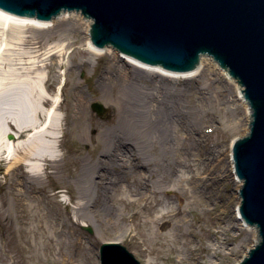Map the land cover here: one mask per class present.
I'll return each mask as SVG.
<instances>
[{"label":"rangeland","instance_id":"1","mask_svg":"<svg viewBox=\"0 0 264 264\" xmlns=\"http://www.w3.org/2000/svg\"><path fill=\"white\" fill-rule=\"evenodd\" d=\"M67 25L60 24L45 31L31 30L26 33L33 34L36 38L43 36L39 54L45 53L52 46L56 47V44H65L64 56L57 58L60 66L55 65L56 68L50 64L47 67L39 66L37 67L39 70L31 75L35 78L45 75L48 84H51L49 93L59 94V102L55 108L49 104L46 109L61 118L63 130L58 154L62 158L56 172L51 169L41 174L39 183L33 186L36 189L35 193L28 191L20 197L24 205L18 203L15 195L8 192L7 185L3 186L12 177L7 176L6 169L0 170V264H100L99 250L104 242L121 243L141 264L238 263L255 242H243L247 231L240 229L234 219L239 196L235 190L232 172L230 174L229 170L227 171L229 163L227 150L234 138L247 133L249 120L246 125L242 105L235 96V89L231 94L230 84L215 67H210L211 69L203 67L204 70L197 77L186 81V84L169 82L172 86L176 85V90L183 88L184 94L189 93L181 103V106H185L180 108L183 110L180 111L181 115L187 113L188 109L194 111L195 96L199 87L204 90L203 93L206 92L205 96L207 93L210 96L204 99L203 94L204 107L201 112L200 109L195 110L191 117L187 116V123L194 117L196 121L205 117L196 125L198 130L204 133L200 146L192 147L189 141L184 144L186 151L191 150L197 157L199 153L202 155L205 146L216 145L215 150L219 151L216 153L217 179L212 178V181L208 179L206 182L210 184L207 192L213 194V203L209 206L204 205L203 201L196 197L200 194H191L188 191L189 200L184 201L190 212L186 215L187 222L179 229L174 227V232L170 231L172 226L161 230L159 224L152 221L160 215L161 206L155 209L154 206L156 203L160 205L161 201L172 202L168 207L170 209L176 205L174 188L180 195L183 192H180L178 186L174 187L177 178L173 171L183 170L184 174L189 171L187 168L176 166L174 160L177 158L174 151L164 152L162 147H158L157 151L152 152L149 147L146 153L148 157L155 154L158 158L163 157L161 177L154 178L152 175L155 166L145 167L139 164V173L122 174L119 179V184L123 187L129 186L133 189L135 183L139 181L152 185L157 192L159 191L156 195L150 196L149 206L143 208L141 205L138 206V202L129 203L126 201L127 196L121 201L118 195L114 203L118 217L112 224L100 217L98 221L92 218L84 221L77 215L78 209L83 205L77 178L85 160H89L92 166L94 160L101 155L103 139L100 134L110 127V121H115L118 116L119 105L115 97L120 87L119 84L116 85L104 96L100 77L107 69L112 70L110 57L101 55L80 66L81 60L91 57L84 48L86 33L81 31L60 35L59 27ZM8 33L16 37V32L0 27V41L3 35ZM70 57H73V60L70 61ZM42 58L41 55L35 56L34 59L39 61ZM212 69H215L214 72ZM29 84L30 81H25V90H29ZM120 84L122 85L121 82ZM42 88L45 90V85ZM189 88H192L190 92ZM80 90L87 96V115L83 120L87 130L85 133L79 129L80 121L73 119L71 115L75 108V94ZM94 104H99L104 113L98 114L92 107ZM235 118L242 123L241 130L237 132L231 127V122ZM9 137L10 134L7 138ZM203 156L206 155L200 157ZM105 165L107 167L108 163ZM110 168L113 169L112 166ZM195 172L207 171L205 167L198 169L195 167ZM112 173L116 175V172ZM144 173L146 179H142ZM160 182L163 185L160 186ZM164 185L165 190L162 189ZM21 207L24 208L23 213ZM68 212L71 213V222L67 219ZM135 214L138 216L135 217ZM223 219L229 220L228 224L217 230L215 225ZM123 231L128 235H124ZM209 244L215 246L211 248Z\"/></svg>","mask_w":264,"mask_h":264},{"label":"bare ground","instance_id":"2","mask_svg":"<svg viewBox=\"0 0 264 264\" xmlns=\"http://www.w3.org/2000/svg\"><path fill=\"white\" fill-rule=\"evenodd\" d=\"M47 23L49 22L41 21L30 15L19 16L0 8V27L16 32V37L8 33L4 34L0 41V170L6 169L7 176L12 177L3 186H8V192L15 195V200L22 203L20 197L24 193L28 191L35 193L36 189L33 186L39 183L41 174L47 173L51 169L56 172L62 158L58 154L63 130L61 118L46 109L49 104L55 108L59 102V94L51 95L49 93L51 84H48L45 75L36 76V78L31 75L39 70L37 68L39 66L47 67L49 64L53 68L55 65L60 66L61 63L57 62V58L64 56L65 44H56V47L52 46L45 53L39 54L42 49L43 36L36 38L33 34L26 33L31 30L45 31L55 25L68 24L59 27L60 35L81 31L86 33L84 48L91 57L81 60L80 64L82 65L80 66L101 55H107L111 59L112 70L107 69L100 77L104 96L116 85L119 84L120 87L115 97L119 105L118 116L115 121H110L111 126L100 134L103 139L101 155L94 160L92 166L89 160H85L77 178L79 195L83 200V205L78 209L77 215L84 221L91 218L98 221V217H100L105 222L112 224L118 217V210L114 204L118 195L121 201L124 196H127L126 201L129 203L138 202V206L141 205L143 208L149 206L150 196L159 193L152 185L142 184L138 181L131 189L129 186L123 187L119 184L122 174L139 173V164L145 167L155 166L152 175L154 178L161 177L163 157L158 158L156 154L148 157L146 153L149 147L152 152L157 151L158 147H162L164 152L165 150L170 153L174 151L177 158L174 160L176 166L182 169L187 168L189 171L187 174H184L183 170L173 171L177 178V184L174 187L178 186L180 192H183L180 195L174 188L176 205L170 209L168 207L172 202L161 201L160 205L156 203L154 206V209L161 206L160 215L152 220L159 224L161 230L172 226L170 231L174 232L175 228L179 229L187 222L186 215L190 212L184 205V201L189 200L188 191L191 194H200L195 196L204 202L202 204L211 205L213 194L207 192L210 184L206 182L208 179H211L210 181L212 178L217 179L216 153L219 151L215 150L216 145L205 146L202 155L206 156L200 157L202 155L199 153L197 157L191 150L186 151L185 148L186 141L191 142L192 147L200 146L204 137V133H201L202 130H198L196 125L202 122L205 117L200 118V121H196L195 117L190 123L186 121L188 120L187 116L191 117L195 110L200 109V112L203 110L202 99L206 92L203 93L204 90L199 87L195 96L194 111L188 109L187 113L181 115L180 108L185 107L181 106V103L189 93L184 94L183 88L176 90V85L172 86L169 82L186 84V81L197 77L204 70L203 67H215L219 71L217 65L209 58H203L201 65L193 71L172 72L161 66L147 65L134 58L121 55L111 49L112 47L107 46L102 49L93 46L89 34L90 21L80 15L66 14L55 21L51 20L49 24ZM41 55L43 56L41 60L34 59L35 56ZM71 60L73 57H70ZM214 70L212 69V72ZM219 73L230 84L231 94L235 89V96L242 105L241 109L247 125L251 111L243 99L242 90L226 72L219 71ZM25 81L31 83L29 90L24 88ZM44 85L45 90L42 88ZM191 90L192 88H189L188 92ZM207 96H209L208 93L204 99H207ZM74 98L75 108L71 115L73 119L80 121L79 129L85 133L87 130L83 120L87 115V96L80 90ZM231 127L237 132L241 130L242 123L240 124L235 118L231 122ZM8 134L11 138H7ZM231 146L232 143L227 150L229 152V154L227 153L229 160L227 171L229 170L230 174L232 172L235 190L238 191L241 181L236 178L233 170ZM106 163H108L107 167ZM194 166L197 169L205 167L207 172L196 173ZM112 172H116V175ZM142 179H146L145 173ZM161 185L163 183L160 182ZM169 187L172 188L171 185ZM163 188L166 186L164 185ZM237 200L239 202L240 198ZM23 210L24 208L21 207L22 213ZM238 211V208L234 211V219L238 222L240 229L247 231L243 242L257 243L259 240L257 229L246 225ZM134 216L137 217L138 214ZM67 219L71 222L70 212L67 213ZM228 221L220 220L215 227L219 230L228 224ZM123 234L128 235L126 231H123ZM130 235L133 237L132 234ZM210 246L212 248L215 244H209Z\"/></svg>","mask_w":264,"mask_h":264},{"label":"water","instance_id":"3","mask_svg":"<svg viewBox=\"0 0 264 264\" xmlns=\"http://www.w3.org/2000/svg\"><path fill=\"white\" fill-rule=\"evenodd\" d=\"M0 8L40 20L81 11L93 19L98 47L179 72L194 69L202 55L227 68L245 87L253 111L250 132L235 142L233 160L243 182L240 214L257 228L259 240L238 264H264V0H0ZM93 107L104 112L99 104ZM101 256L102 264H140L116 243L103 244Z\"/></svg>","mask_w":264,"mask_h":264}]
</instances>
